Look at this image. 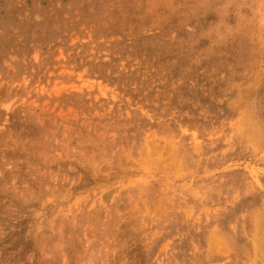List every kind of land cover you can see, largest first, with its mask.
<instances>
[{"label": "rangeland", "instance_id": "rangeland-1", "mask_svg": "<svg viewBox=\"0 0 264 264\" xmlns=\"http://www.w3.org/2000/svg\"><path fill=\"white\" fill-rule=\"evenodd\" d=\"M0 264H264V0H0Z\"/></svg>", "mask_w": 264, "mask_h": 264}]
</instances>
